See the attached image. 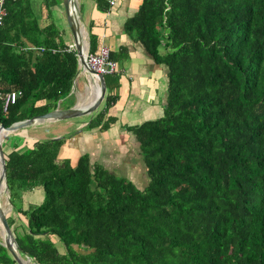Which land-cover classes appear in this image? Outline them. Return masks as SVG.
Here are the masks:
<instances>
[{
  "label": "trees",
  "instance_id": "1",
  "mask_svg": "<svg viewBox=\"0 0 264 264\" xmlns=\"http://www.w3.org/2000/svg\"><path fill=\"white\" fill-rule=\"evenodd\" d=\"M94 1L109 9L108 0ZM33 2L5 0V127L53 109L79 70L52 15L61 0H42L41 13ZM123 31L167 79L163 114L126 126L146 183L87 153L74 164L60 158L64 137L3 150L9 203L26 217L13 234L20 253L33 264H264V0H140ZM97 43L90 34V52ZM104 82V105L89 128L116 120L107 110L118 74ZM11 91L20 95L3 110ZM35 188L43 200L22 206ZM0 264H16L1 241Z\"/></svg>",
  "mask_w": 264,
  "mask_h": 264
},
{
  "label": "crops",
  "instance_id": "2",
  "mask_svg": "<svg viewBox=\"0 0 264 264\" xmlns=\"http://www.w3.org/2000/svg\"><path fill=\"white\" fill-rule=\"evenodd\" d=\"M33 1L35 9L40 10L41 13L42 0ZM72 1L79 18L78 24L84 51H89L90 34H95L98 37V47L104 43L114 55L117 64L115 73L118 74V84L113 91L117 95V99L108 108L107 116H113L116 120L106 130L88 127L94 114L104 105V96L95 110L81 115L84 119L78 123L73 121L75 118L73 117L62 120H36L30 126H40L47 122V124L56 127L58 134L54 136L64 137L60 158H69L74 164L81 154L87 153L92 162H98L110 171L118 172L133 180L129 176L130 170L128 168L134 166L125 160L126 154L136 153L138 154L139 166L142 162L138 141L126 129V126L139 124L163 114L167 95L165 69L162 65L154 62L139 42L133 41L123 31L125 20L134 14L140 0H115V4L103 12L97 8L94 0ZM52 15L57 28L62 32L64 41L73 44V37L66 22L62 0L53 7ZM60 15L62 23L54 17ZM47 22L48 19L42 16L41 23L46 24ZM64 24L68 28H66L67 31L64 29ZM98 88L99 79H96L91 72H83L79 69L73 79L69 95L58 100L53 109L76 107L84 110L96 99ZM106 92L107 88L105 95ZM30 126L12 132H4L0 140L1 147L3 144L2 151L9 150L14 144L17 145V149L24 150L31 146L34 141L41 140L37 135L30 133L28 128ZM118 157L121 158V161ZM141 167L143 168L142 165ZM133 182L137 185L135 181ZM0 200L2 202V198ZM22 206L24 205L22 204ZM4 210L7 217L14 219L11 225L12 233L23 230L26 226V217L14 207L10 208L9 212L5 207Z\"/></svg>",
  "mask_w": 264,
  "mask_h": 264
},
{
  "label": "water",
  "instance_id": "3",
  "mask_svg": "<svg viewBox=\"0 0 264 264\" xmlns=\"http://www.w3.org/2000/svg\"><path fill=\"white\" fill-rule=\"evenodd\" d=\"M63 6H64V13L66 22L68 24V27L71 31L72 37H73V44L76 50V55L78 58V62L84 64V49L82 44V39L80 35V27H79V18L78 16L72 12V6L73 1L72 0H62ZM99 79V92L96 96V99L93 101V103L87 107L84 110L77 109L76 107L71 108H55L48 112H45L43 114H39L36 116H33L29 119H26L24 121L16 122L10 126L5 127L4 125L0 124V140L1 136L4 132H12L19 129H22L24 127L32 125L36 120H42V119H56V120H62V119H68L73 118L77 116H81L87 113H90L91 111L95 110L97 106L101 103L105 96V83H104V76L102 74H98ZM0 161H1V172H0V189L2 186L6 188V180H5V161H4V155L1 148L0 143ZM12 227L9 225L7 221L6 212L4 210V207L0 203V241L3 246L8 250L11 257L15 260L16 264H29L28 259L23 257L20 253L17 244L14 239V235L12 233Z\"/></svg>",
  "mask_w": 264,
  "mask_h": 264
},
{
  "label": "rangeland",
  "instance_id": "4",
  "mask_svg": "<svg viewBox=\"0 0 264 264\" xmlns=\"http://www.w3.org/2000/svg\"><path fill=\"white\" fill-rule=\"evenodd\" d=\"M54 17L57 20H60V22H61V18H62L61 15L59 17H57V16H54ZM63 22H65V19H63ZM66 28L67 27L64 24V29L67 31L68 28L67 29ZM83 119L84 118H82V116H80V117H75L73 121L78 123L79 121H81ZM28 128H29V131L31 134L37 135V137H39L41 140L46 139V138L50 139V138H57L58 137V136H54V135L58 134V130L56 129V127L52 124H47V122L40 125V126L35 125L32 127L30 126ZM118 159L121 161L120 157H118ZM125 160L132 163V165L134 166L133 168H128L130 170L129 176L133 179L132 181H135L137 183V186H140V187L143 186L146 183V178H145V174H144V168L141 167L142 164L140 163V166H139L138 154H136V153H130L129 155L126 154ZM118 175H120V174L118 173ZM24 195H25V197L23 198ZM24 195H22V198H23L22 204L26 208L28 207L29 204L40 203L44 198L43 190L41 188H35L34 190L28 191ZM7 197H8V195L5 191V188H4V186H2L0 189V199L2 198V202L0 200V203L9 212L10 208H12V207H10L11 204L9 203V200L7 199ZM55 240H56V243L58 244V246L62 247V244L59 241H57V237L55 238ZM27 261L29 264H33V263H30L29 259Z\"/></svg>",
  "mask_w": 264,
  "mask_h": 264
},
{
  "label": "built area",
  "instance_id": "5",
  "mask_svg": "<svg viewBox=\"0 0 264 264\" xmlns=\"http://www.w3.org/2000/svg\"><path fill=\"white\" fill-rule=\"evenodd\" d=\"M109 6H113L115 4V0H108ZM72 12L76 14L75 5L72 6ZM6 15L5 8V0H0V25L2 24L3 18ZM69 49L75 48L74 44H70ZM37 51H43L42 47L35 48ZM84 64L78 62L79 69L83 72H91L93 76L98 79V74H112L117 71L116 62L110 58V49L109 47L101 43L96 52H90L88 50L84 51ZM99 92V88L97 90V94ZM19 91H11L7 92L3 97V110H6L9 104H13L16 102L19 97ZM1 167V161H0Z\"/></svg>",
  "mask_w": 264,
  "mask_h": 264
},
{
  "label": "clouds",
  "instance_id": "6",
  "mask_svg": "<svg viewBox=\"0 0 264 264\" xmlns=\"http://www.w3.org/2000/svg\"><path fill=\"white\" fill-rule=\"evenodd\" d=\"M104 76V75H103Z\"/></svg>",
  "mask_w": 264,
  "mask_h": 264
}]
</instances>
